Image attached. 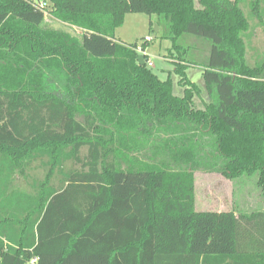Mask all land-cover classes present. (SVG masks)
<instances>
[{
    "label": "trees",
    "instance_id": "1",
    "mask_svg": "<svg viewBox=\"0 0 264 264\" xmlns=\"http://www.w3.org/2000/svg\"><path fill=\"white\" fill-rule=\"evenodd\" d=\"M46 1L80 34L0 0V264H264V210L196 209L198 173L258 174L264 194V60L247 61L242 8L262 16L264 0ZM129 14L156 16L170 51L210 42L202 108L194 63L175 58L179 96L116 38ZM23 153L61 186L14 189Z\"/></svg>",
    "mask_w": 264,
    "mask_h": 264
},
{
    "label": "rangeland",
    "instance_id": "2",
    "mask_svg": "<svg viewBox=\"0 0 264 264\" xmlns=\"http://www.w3.org/2000/svg\"><path fill=\"white\" fill-rule=\"evenodd\" d=\"M51 5L48 6L45 27L50 30L64 31L72 35H79L80 31L58 20L51 14ZM245 15L248 17L249 30L245 37L247 61L251 66L264 60V15H251L250 8L243 5ZM263 5L260 6V9ZM259 9V10H260ZM49 10V11H48ZM158 26L159 32H156ZM165 26L156 16L149 17L145 14H129L122 27L117 29L116 37L121 42L131 45L137 43L140 55H145L153 66L151 70L161 81L172 77L175 83V93L182 95L183 89L179 87L180 78L175 74V64L165 60L177 62L175 58H183L187 62L194 63L187 69V76L201 90V96L196 98L198 108H202V101L207 100V93L202 78L203 65L210 55L211 44L205 39L191 35L181 38L182 54L172 49L170 40L163 38ZM146 37L152 39L145 44ZM118 39V38H117ZM144 47V51L142 48ZM34 154V153H33ZM24 163L20 167L19 174L15 177L14 189L33 193L38 184L46 182L55 186H61V177L57 166H52L48 157L29 159L27 154ZM75 168L72 162L65 164L64 170ZM259 175H241L236 180H228L220 174H196V209L199 212H224L237 210L238 212L251 213L264 210V194L257 185Z\"/></svg>",
    "mask_w": 264,
    "mask_h": 264
},
{
    "label": "built area",
    "instance_id": "3",
    "mask_svg": "<svg viewBox=\"0 0 264 264\" xmlns=\"http://www.w3.org/2000/svg\"><path fill=\"white\" fill-rule=\"evenodd\" d=\"M33 3L35 5H37V6H40L45 11V14L47 13L48 2L46 0H33ZM151 41H152L151 38L146 37L145 40H144V43L147 44V43H149ZM143 56L145 57V55H143ZM145 62L148 65V67H152L153 66L152 62H150L149 59H147ZM39 259H40L39 257L34 256L26 264H37Z\"/></svg>",
    "mask_w": 264,
    "mask_h": 264
},
{
    "label": "water",
    "instance_id": "4",
    "mask_svg": "<svg viewBox=\"0 0 264 264\" xmlns=\"http://www.w3.org/2000/svg\"><path fill=\"white\" fill-rule=\"evenodd\" d=\"M156 32H159V28H158V26L156 27ZM139 63L141 64V65H145V57L144 56H140L139 57Z\"/></svg>",
    "mask_w": 264,
    "mask_h": 264
},
{
    "label": "crops",
    "instance_id": "5",
    "mask_svg": "<svg viewBox=\"0 0 264 264\" xmlns=\"http://www.w3.org/2000/svg\"><path fill=\"white\" fill-rule=\"evenodd\" d=\"M160 31V30H159ZM116 38H118L119 40H121L119 37H116ZM165 60H167L168 62H170V63H174L175 64V62L174 61H170L167 57H165ZM2 196V195H1Z\"/></svg>",
    "mask_w": 264,
    "mask_h": 264
}]
</instances>
